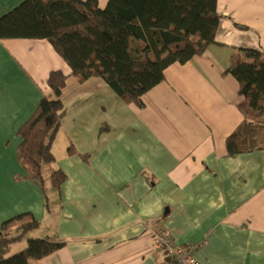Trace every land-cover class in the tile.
Masks as SVG:
<instances>
[{"label":"crops","instance_id":"1","mask_svg":"<svg viewBox=\"0 0 264 264\" xmlns=\"http://www.w3.org/2000/svg\"><path fill=\"white\" fill-rule=\"evenodd\" d=\"M23 1L0 0V18ZM217 10L215 43L168 67L142 106L102 78L79 81L47 39H0V229L31 214L39 222L31 238L65 243L30 264H161V229L201 264H264V149H227L244 118L227 69L241 48L264 51V0H218ZM53 71L67 76V112L55 161L36 181L19 161V129L53 96ZM57 168L67 175L60 188ZM23 239L0 248L13 254Z\"/></svg>","mask_w":264,"mask_h":264},{"label":"trees","instance_id":"2","mask_svg":"<svg viewBox=\"0 0 264 264\" xmlns=\"http://www.w3.org/2000/svg\"><path fill=\"white\" fill-rule=\"evenodd\" d=\"M217 4L218 0H109L101 8L97 0H24L0 18V39H47L79 81L102 78L123 100L142 106V96L165 80L168 67L202 55L215 43L222 18ZM227 73L239 82L244 116L227 138L228 154L264 149V51L239 49ZM48 83L53 96L42 98L19 129V161L25 178L36 181L42 180L44 164L55 161L52 148L67 112L61 100L67 76L53 71ZM69 151L75 153L73 147ZM66 179L60 168L53 170L56 188ZM38 225L31 214L5 221L0 246L21 241ZM64 244L30 238L22 250L0 257V264H30Z\"/></svg>","mask_w":264,"mask_h":264},{"label":"built area","instance_id":"3","mask_svg":"<svg viewBox=\"0 0 264 264\" xmlns=\"http://www.w3.org/2000/svg\"><path fill=\"white\" fill-rule=\"evenodd\" d=\"M157 247L163 253L161 264H201L193 255L192 247L177 245L163 229L156 233Z\"/></svg>","mask_w":264,"mask_h":264},{"label":"rangeland","instance_id":"4","mask_svg":"<svg viewBox=\"0 0 264 264\" xmlns=\"http://www.w3.org/2000/svg\"><path fill=\"white\" fill-rule=\"evenodd\" d=\"M46 178V177H44ZM34 231V230H33ZM33 231H30V232H27L24 236V239H23V242L27 244V241H28V238H31L33 236H39V235H34L32 234ZM19 243V242H17ZM19 245V244H18ZM7 247H10V246H7ZM6 246L4 248H0V257H7L9 256V254L11 255L12 253H9L8 255H6L7 253L5 252L6 251ZM3 251V252H2ZM15 253V252H14Z\"/></svg>","mask_w":264,"mask_h":264}]
</instances>
